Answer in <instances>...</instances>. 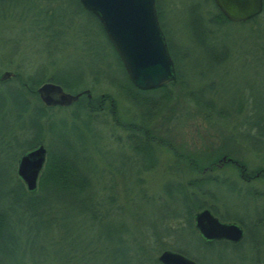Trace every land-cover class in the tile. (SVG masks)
<instances>
[{"label":"rangeland","instance_id":"374dc122","mask_svg":"<svg viewBox=\"0 0 264 264\" xmlns=\"http://www.w3.org/2000/svg\"><path fill=\"white\" fill-rule=\"evenodd\" d=\"M157 2L161 8L159 21L161 30L169 37L174 50L179 54L184 53L185 57L175 63L184 83L169 86L167 90L172 91L170 97L167 101L158 102V107L156 106L149 117H146L149 127L158 136L169 139L178 152H195L203 149V145L222 144L223 138L234 135L235 156L249 169L257 166L264 168V141L261 143L257 141L255 126L248 127L240 122L241 116L235 114L226 119H219L213 112L214 115L205 120L194 102L186 97L189 89L205 86V95L212 100L214 110L219 109L221 104L227 102V106H230L232 105L230 101L235 104L239 100L247 101V104L252 102L264 105V58L256 53L245 52V49L254 47L255 23L244 26L235 23L215 25L216 27L210 25L216 38L210 37L204 35L206 26L201 25L199 19L201 16L216 12L212 1L157 0ZM42 4L35 6L33 0H3L0 3V31L5 36L21 38V46L13 56L12 62L10 65L2 63L0 72L3 70L13 72L15 65L21 64L23 67L29 62L45 64L46 76L61 66L62 62L63 66L82 67L84 61L79 55L66 58L65 56L74 54L72 48L75 40L80 42L83 39L81 48L89 52L90 46L95 42L93 38L95 36L104 45L106 62L111 64L112 73L122 78L120 69L115 65L112 51L105 44L95 23L88 20L85 14L76 15L73 18L75 28H68L67 34L63 37L60 35L62 42H58L56 52L51 50V43L44 44L47 48L45 50L42 44L46 38L40 35L38 24L46 23L50 18L65 22L68 20V14H64L65 7L58 1L53 0L46 4V7L54 11L52 15L38 9L45 7ZM26 27H29V31L22 32ZM74 30L81 34L85 31V34L72 39L71 34ZM192 34L197 40L192 38ZM64 37L68 39L69 44H64ZM223 45L227 47V52L221 49ZM4 51L0 48V54ZM47 54H51V57ZM59 54L64 58L59 57ZM50 58L56 59L54 64L49 63ZM91 93H95L94 90ZM141 95L147 97L151 104L159 94L148 91ZM29 99L31 102H37L33 96ZM113 109L121 123L139 120L136 114L138 108L117 95ZM2 110L6 108L0 107V111ZM73 110V107H66L64 110L54 108L49 113L48 116L51 118H62L65 122L55 119L50 126L49 134L43 131L42 144L44 140L43 146L51 152L66 150V144H70L78 157L80 167L88 170L93 184L84 194L88 193L93 201L103 194L113 195L115 200L114 203L100 209L105 213L98 220H88L71 213L72 217L66 219L65 223L68 222L73 232H80L82 239L89 240V245L98 250L93 255L92 264H140L139 259L132 257L134 251L137 247L140 251V243L145 242L150 247L153 242L152 236L144 237L143 234L147 231L140 227V224L149 222L159 230L160 215L172 207L170 204L164 206L156 203V200L166 198L163 188L175 194V182L184 185L187 179L197 178L202 173L190 169L184 159L178 158L176 153L158 143L154 150L156 167L152 171L139 173L143 177V183L140 184V181L136 180L138 175L136 177L134 153L126 143L127 131L118 124H113L104 111L100 113L102 119L97 118L86 130H80L70 124L75 119L71 114ZM18 124L19 122H13L8 115L0 118V190L16 189L18 186L14 176L20 151L15 145L16 142H23L26 137L18 130ZM8 129L14 132V138L10 136ZM235 173L232 167L219 165L218 169L211 171L210 174L217 176L219 180L226 176L228 179L205 185L204 188L212 193L214 199H210L208 194L200 198L205 204L214 206L215 216L219 219L239 218L243 222L244 235L239 241L241 243L232 246L233 244L217 242L206 250H201L194 237L185 236L186 238L183 237L179 241L176 239L177 243L180 242V245L197 253L201 264H264V211L262 212L264 179L239 181L235 179ZM8 177L12 180H8ZM189 191L195 189L189 188ZM92 192L98 197L91 194ZM249 192L255 193V197L253 198V194ZM20 200L18 205H25L23 199ZM102 200L107 201L106 197H102ZM53 204L57 208L67 209V204L62 199L55 200ZM13 207L16 208L13 223L15 230L19 231L17 257L23 253V259L18 264H34L29 259H39L38 246L41 244L44 246L42 253L48 258L52 251L58 248L63 255L65 243L75 239L73 237L57 239L54 236L56 230L39 233L29 230L28 227L34 223L33 219L21 215L20 207L15 205ZM169 225L175 227L177 222L171 221ZM61 229L63 230V227ZM62 230H58L60 234ZM166 241L174 244L173 236H169ZM155 248L154 246L150 251L153 253ZM158 253L155 252V256Z\"/></svg>","mask_w":264,"mask_h":264},{"label":"trees","instance_id":"16d2710c","mask_svg":"<svg viewBox=\"0 0 264 264\" xmlns=\"http://www.w3.org/2000/svg\"><path fill=\"white\" fill-rule=\"evenodd\" d=\"M3 0H0V3ZM53 0H33L35 6H45L38 8L44 11V13L53 14L54 11L46 7L47 3H51ZM63 4L65 9L64 14H68V20L63 22L61 20H53L50 18L46 23L38 24V31L40 35L44 36L42 46L47 49L44 44L51 43L52 48L56 52L58 42H62L60 35L63 37L67 34L68 28H75L73 18L78 14H85L88 16V20H92L97 26L100 35L104 38L105 44L112 51L115 59V65L118 66L121 72L122 78H118L112 73L111 64L106 62V52L104 51V45L98 41L94 36V45L90 46V51L86 52L82 49L81 42L74 41L73 55H67L66 57L80 56L82 61V67L73 68L70 65H62L53 69V71L46 76V65L43 63H28L22 67L21 64L15 65L13 71L14 75L9 79L0 81V107H5L6 110L0 111V118L4 115L14 122H19L18 130L23 133L26 137L23 142H16V149L20 151L19 156L32 149L38 144H42L43 131H50V126L55 122V119L59 122H65L62 118H51L49 113L54 109L64 110L66 107H47L40 103L36 94V87L46 81H52L59 84L65 91L76 93L82 89L87 88L90 93V97L87 98L85 94H81L78 99L67 107H73L72 116L77 120L73 119L70 124L80 130H86L88 125L95 119H102L101 114L103 111L109 117L112 123L118 124L123 130L127 131L126 143L128 148L134 153L133 158L136 159L135 174L137 182L143 183V177L139 175L145 172L152 171L156 167L155 158V145L158 143L167 149L172 150L176 153V156L180 159H184L187 166L193 171L202 173L197 178L187 179L184 185L176 183L174 191L175 194L171 193L166 188H163L166 198L161 201L156 200L159 205L170 204L171 209L164 210V213L160 215V229L158 230L154 224L142 223L140 227L145 228L147 233H144V237L147 235L152 236L153 247L155 250L153 253L150 251L153 249L152 245L149 247L148 244L140 243V251L137 249L134 251L132 257L140 260V264H160L155 256V252H160L164 249L177 251L196 262L201 264L197 253L191 252L180 242L177 243L181 238L194 237L201 250H206L207 247L212 246L214 243L222 242L224 244L230 243L227 241H206L199 236L193 226V214L195 211L207 207L215 215V209L212 204H205L200 198L204 194H208L210 199H214L208 191L204 188L207 183L210 182H224L228 177L223 179H217V176L210 174L211 171L218 169L219 165L222 167L230 166L235 173V179L239 181L248 182L255 178H263V167L257 166L254 169H249L242 163L239 158L235 156V139L234 135L223 138L222 144L217 145H203V149L195 152H178V149L171 143L169 139H164L158 136L151 127H149L146 117H149L151 111L157 108L158 102L167 101L172 91L169 86L180 85L184 83L181 73L176 68V61L183 59L184 53L179 54L174 50V46L170 43L169 37L163 32L169 54L175 64L176 78L161 86L152 89H139L136 88L126 76L122 64L112 48L111 44L107 40L100 23L97 18L91 13L84 10L79 4L78 0H54ZM155 1V8L158 23L161 16V8ZM212 1V0H210ZM213 2V1H212ZM214 4V3H213ZM262 11L260 14L242 22H231L227 20L216 8V12L208 14L207 16H201L200 24L206 26V32L204 35L215 37L214 29L211 26H222L226 23H235L244 26L246 24L254 22L256 30H253L256 41L254 47L245 49V52L256 53L258 56L264 58V0H262ZM68 8V9H67ZM208 13V12H207ZM259 20V22H256ZM160 26V25H159ZM216 27V26H215ZM29 31V27L22 29L23 31ZM91 32V29H90ZM81 34L78 30H74L71 34L72 39H77L78 35ZM194 35L192 34V38ZM216 38V37H215ZM197 40V38L194 37ZM64 44H69L67 38H63ZM21 38H14L12 36H5L0 31V48L5 50L0 54V65L2 63H10L13 60V56L16 55L18 48L21 46ZM227 52V47L223 45L221 48ZM244 51V50H243ZM47 52V51H46ZM60 55V54H59ZM51 57V54H47ZM64 58V56H59ZM51 59V58H50ZM79 59V58H78ZM56 59H51L50 64H54ZM68 63V62H65ZM47 78V79H46ZM90 81V82H89ZM210 88H208L209 90ZM94 90L95 93H91ZM113 91V92H112ZM158 92V96L153 103L149 104V99L143 97V92ZM205 86H199L196 89H189L187 96L196 108L201 112L205 120L210 119L213 112L219 119H226L232 115H240V122L244 123L248 127L255 126L256 139L259 143L264 141V105L253 104L247 101H237L235 104L230 101L232 105L227 106V102L221 104L219 109L214 110V104L211 99H208L205 95ZM122 97L124 100L132 104V106L138 108L137 115L139 120L128 121V123H121L118 120L116 113H114L115 96ZM33 96L37 102H31L29 99ZM164 98V99H163ZM148 104V105H147ZM157 106V107H156ZM106 110V111H105ZM231 112V113H230ZM103 113V115H104ZM52 114V113H51ZM213 114V115H214ZM248 119V120H246ZM10 132V136L14 138L13 131ZM4 132H1V134ZM251 134H249L250 136ZM44 144V140H43ZM42 144V145H43ZM168 145V146H167ZM46 149V148H45ZM66 150H59V152H51L46 149V158L42 168V171L37 180L36 190L33 192H27L17 178L14 176L17 182L16 189L10 188L7 190H0V264H18L23 259V253L17 257L16 250H18V230H15L13 223V216L16 213V208L13 205L20 207L22 211L20 214L28 216L33 219V225L28 227L29 230L35 231V233L46 232L47 230H56L54 236L57 239L70 238L72 239L65 243V253L61 254L59 248L52 251L49 258L44 255V246L41 244L38 246V252L40 253L39 259H29L34 264H92L94 254L98 252L96 248L89 245V240H83L80 232H73L71 226L65 220L72 217L71 213H75V216L84 217L88 220H98L104 215L105 212H101L100 209L107 204L114 203V196L110 194H103L102 197H106V200H102V197L91 198L87 193L84 194L89 188L93 186L91 177L88 170L80 167L77 155L74 153L72 146L66 144ZM131 155V154H130ZM18 156V157H19ZM224 156V160L221 157ZM17 157V158H18ZM206 173V174H205ZM140 177V179H139ZM225 179V180H224ZM4 180V179H3ZM8 180H12L8 177ZM5 181V180H4ZM7 181V180H6ZM106 189L105 187H102ZM189 188L195 189V191H189ZM103 189V190H104ZM107 190V189H106ZM108 191V190H107ZM254 192V191H253ZM253 198L255 197V193ZM91 194H94L93 192ZM95 197L96 194H94ZM23 199V206L18 205L20 199ZM9 199V201H8ZM57 199H62L67 205V209L57 208L53 202ZM92 199V200H91ZM105 199V198H103ZM5 201V203H4ZM118 209V208H117ZM264 211V205L262 212ZM221 217V216H220ZM264 217V213H263ZM262 217V218H263ZM222 221H234L238 223L242 228L244 227L243 222L238 218H220ZM62 221V222H61ZM177 222L175 227L169 225V222ZM54 227V228H52ZM60 227V228H59ZM63 227V230L61 229ZM18 228V227H17ZM244 229V228H243ZM58 230H62L60 234ZM169 236H173L174 244L167 243L166 239ZM143 237V238H144ZM120 238H118L119 240ZM189 239V238H187ZM56 242V240H55ZM241 242L235 243V245ZM78 244V245H77ZM77 246H79L77 248ZM150 249H149V248Z\"/></svg>","mask_w":264,"mask_h":264},{"label":"water","instance_id":"95a60500","mask_svg":"<svg viewBox=\"0 0 264 264\" xmlns=\"http://www.w3.org/2000/svg\"><path fill=\"white\" fill-rule=\"evenodd\" d=\"M219 12L231 22L246 21L262 11V0H212ZM91 12L117 54L130 82L139 89H152L175 80L173 60L159 26L154 0H78ZM9 70L0 72V81L12 77ZM40 102L47 107H67L81 94L90 97L87 88L65 91L59 84L46 80L36 89ZM46 158V149L38 144L22 153L16 161L15 174L27 192H33ZM224 160V156L221 157ZM193 226L206 241L225 240L238 243L243 228L234 221H222L209 208L194 212ZM160 264H196L191 258L164 249L156 256Z\"/></svg>","mask_w":264,"mask_h":264},{"label":"flooded vegetation","instance_id":"af4514ba","mask_svg":"<svg viewBox=\"0 0 264 264\" xmlns=\"http://www.w3.org/2000/svg\"><path fill=\"white\" fill-rule=\"evenodd\" d=\"M243 231H244V229H243Z\"/></svg>","mask_w":264,"mask_h":264}]
</instances>
